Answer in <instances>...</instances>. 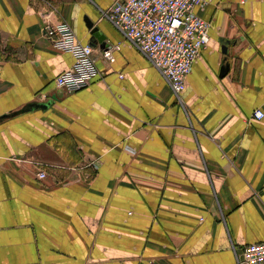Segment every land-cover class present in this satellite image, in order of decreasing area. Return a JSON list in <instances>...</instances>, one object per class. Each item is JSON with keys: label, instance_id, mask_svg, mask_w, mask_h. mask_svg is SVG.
I'll use <instances>...</instances> for the list:
<instances>
[{"label": "crops", "instance_id": "crops-1", "mask_svg": "<svg viewBox=\"0 0 264 264\" xmlns=\"http://www.w3.org/2000/svg\"><path fill=\"white\" fill-rule=\"evenodd\" d=\"M114 1L0 0V264H237L264 242V0L195 10L209 42L182 104L102 17ZM58 22L95 50L75 93L42 34Z\"/></svg>", "mask_w": 264, "mask_h": 264}, {"label": "built area", "instance_id": "built-area-1", "mask_svg": "<svg viewBox=\"0 0 264 264\" xmlns=\"http://www.w3.org/2000/svg\"><path fill=\"white\" fill-rule=\"evenodd\" d=\"M205 6V0H115L102 12V17L129 46L144 55L167 83L175 100L182 104L185 79L209 42V23L195 12ZM42 34L57 51L69 54L73 60L72 66L55 78L56 88L75 93L100 76L95 66V50L82 45L68 23L45 24ZM120 47L116 44L103 49L101 58L113 63V53ZM263 118L261 110H255L251 116L255 121ZM45 178V171L39 170L37 179ZM237 264H264V242L243 247Z\"/></svg>", "mask_w": 264, "mask_h": 264}, {"label": "water", "instance_id": "water-1", "mask_svg": "<svg viewBox=\"0 0 264 264\" xmlns=\"http://www.w3.org/2000/svg\"><path fill=\"white\" fill-rule=\"evenodd\" d=\"M86 26L89 30H91V34L93 35L94 33H97V29L93 28V23L91 21L87 22L86 21ZM229 71V64L225 63L220 70V76H225Z\"/></svg>", "mask_w": 264, "mask_h": 264}]
</instances>
